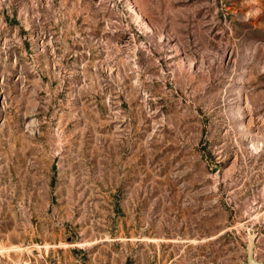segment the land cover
<instances>
[{"label": "rangeland", "instance_id": "obj_1", "mask_svg": "<svg viewBox=\"0 0 264 264\" xmlns=\"http://www.w3.org/2000/svg\"><path fill=\"white\" fill-rule=\"evenodd\" d=\"M0 264H264V0H0Z\"/></svg>", "mask_w": 264, "mask_h": 264}]
</instances>
